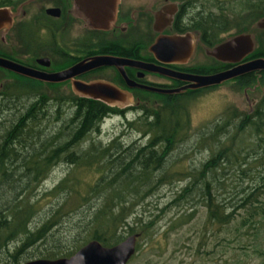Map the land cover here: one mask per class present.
I'll return each mask as SVG.
<instances>
[{"label":"trees","instance_id":"obj_1","mask_svg":"<svg viewBox=\"0 0 264 264\" xmlns=\"http://www.w3.org/2000/svg\"><path fill=\"white\" fill-rule=\"evenodd\" d=\"M2 1L5 3L7 0ZM197 1L186 0L185 3L186 6H191ZM236 5L240 8L236 12L233 6H230L233 9L228 6L230 11H225L220 4L216 6L219 12L213 11V7L208 11L196 10L197 14L192 17L191 26L209 37L211 44L220 42V34L234 27L238 33L250 32L248 28L251 23L264 16V0H236ZM256 28L262 29L263 35L259 45L250 53L251 57L264 56V28L257 25ZM224 67L202 66L194 70L210 73ZM232 79L241 88L252 87L258 81L264 82V69L250 71ZM211 87L215 86L200 87L174 95L164 100L158 108L146 106L138 119L128 120L127 124L148 135L147 142L136 147H132L133 143L130 147L121 149L120 134L107 144H100L95 140L84 144L93 131L100 130V123L106 116L118 112L113 111L105 102L86 96H56L54 100L60 103V107L64 103L70 106V116L64 118L59 109L60 113L55 116V121H64L63 127L56 133L45 136L44 129H38V126L47 113L51 99L44 92L35 96V100L25 110L11 118L9 126L1 128L0 195L6 198L10 193V198L0 203V251L5 250L8 256L0 264L28 259L22 257L23 253L36 242L45 239L51 227L58 222L62 208L72 195L83 199L95 194L103 196L102 202L93 206L96 207L95 211L90 212L88 223L93 221L96 227L90 232V238L82 244L97 238L110 245L125 238L117 235L116 231L119 223L128 222L126 219L134 205L131 196L141 194L144 197L148 193V190H143L144 186L154 187L163 179L169 178L166 169L160 174L156 173L167 164L169 154L178 142L188 136L187 130L191 123L189 109L180 98L196 97L202 90ZM15 91L19 92V96L6 91L7 96L2 97L0 117L10 105L8 102L16 96H23L22 92ZM124 112L119 113L125 114ZM209 135L212 140L210 156L201 167L186 173L190 180L178 191L175 199H187L194 192H200V200L208 206L210 221L226 224L238 213L241 220L237 229L248 231L252 228L258 235L264 227V93L250 110L241 111L232 107L228 116L215 123ZM25 148L30 149L24 152ZM62 160L77 165H94L103 174L96 182L89 184L85 191L80 189L69 172L53 187L38 192L53 167ZM234 163L238 164L240 178L248 181L247 186L224 192L217 190L216 186L227 183L228 177L222 175ZM5 184H8L6 188ZM36 192L43 193V197L48 196L50 199L58 198L61 193L65 194V198L62 197L64 201L49 212L39 226H33L40 202L39 198H33ZM226 192L231 195L220 199L219 194ZM191 214L192 212L185 215L182 220L187 221ZM141 222L142 218L136 221L137 225ZM145 223L149 227L152 220ZM127 226L130 227V233L137 231V227L131 223ZM15 240L19 244L10 251V243ZM77 249L69 251L51 245L41 251V256H65ZM260 252H264V248H260Z\"/></svg>","mask_w":264,"mask_h":264},{"label":"rangeland","instance_id":"obj_2","mask_svg":"<svg viewBox=\"0 0 264 264\" xmlns=\"http://www.w3.org/2000/svg\"><path fill=\"white\" fill-rule=\"evenodd\" d=\"M164 1L122 0L124 7L129 6V4L137 6L152 2L149 5L152 4L153 6V3H157L155 8ZM219 4L225 11H230L227 9L228 6H233L235 12L240 10L236 5V0H198L189 9L192 14L200 9L208 11L211 7H213V11L219 12L216 7ZM248 29L253 34L257 47L260 37L263 35L262 29L256 28V22L251 23ZM237 31L235 27L225 30L220 34L221 39L225 40L237 34ZM196 35L199 37L200 34L197 33ZM71 37L74 36L71 35ZM199 43L198 41L197 45ZM207 58L209 57L204 56L202 50H198L196 47L190 63ZM11 77L7 78V82L13 85L11 93L18 95L19 92L15 91L18 90L23 93V96H20L21 98L16 96L11 102H8L10 105L6 107L4 115L0 117V134L3 133L1 128L10 124L11 118L18 112L25 110L40 92H44L51 100L38 129H44V134L47 136L56 133L63 127L64 121H55V116L60 113V109L64 118L69 117L70 106L64 103L60 107V103L58 104L54 98L63 95V93L66 94L70 88L69 83L58 85V87L29 82L21 86L20 84H23L24 81L17 82L16 79H13L15 76ZM263 93L264 82L258 81L252 87L241 88L234 79H229L215 87L202 90L196 97L182 96L180 98V101L184 102L189 109L191 123L187 130L188 136L178 142L177 146L170 152L167 164L156 173L160 174L168 170L169 178L163 179L159 185L154 187L144 186L143 190H148L144 197H141V194L131 196L134 205L132 212L126 219L128 222L119 223L117 227V235L125 237L130 234L128 223L137 227L135 232H140L137 238V250L128 264H264V252H260V248H264V227L258 235L254 233L252 228L248 231L238 230L237 227L241 220L238 213L226 224L210 221L208 206L200 200V192H194L187 199H175L178 191L186 186L190 180L186 173L191 169L201 167L202 163L210 156L212 140L209 134L215 123L228 116L232 107L241 111L250 110ZM160 99L156 96L152 97L149 106L152 109L158 108L163 103ZM1 100H3L2 97H0ZM124 113L114 112L112 115L106 116L100 123V130L93 131L84 144L87 145L92 140L100 144H107L118 134L121 135L119 149L130 147L133 143L132 147L146 143L149 136L144 135L137 128L129 127L127 124L128 120L138 119L139 115L143 113V109H130ZM36 141L35 139L34 142ZM29 149L25 148L24 152ZM128 159L126 158V160ZM15 165L16 163L13 164V166ZM237 165V163L231 164L226 171L227 173L222 175L227 176L228 180L227 183L216 186L217 190L220 189L224 192V190H237L247 186L248 181L240 178V170ZM69 172L82 191H85L89 184L96 182L103 174V171L97 170L94 165H77L62 160L53 167L49 176L40 185L38 192H42L44 188L53 187ZM7 185L5 184L4 187L6 188ZM38 192L33 197L40 200L33 226H39L46 219L47 214L55 210L65 198L64 193L59 194L56 199H50L48 196L43 197V193ZM230 195V192L220 193L219 198L223 199V197ZM62 197L64 198L62 199ZM6 198H10V193ZM6 198L0 195V203ZM87 198H76L75 195H72L62 208V215L58 222L51 227L45 239L27 248L22 257L28 259L43 257L41 251L51 245L60 246L69 251L83 245L82 243L90 238V232L96 227L93 221L91 222L92 225L88 223L91 217L90 212L95 211L96 207L93 206L100 204L103 196L95 194ZM191 212L192 214L187 217V221L186 219L182 220L185 215H189ZM139 218H142L143 222L137 225L136 221ZM151 220L152 224L147 227L145 222ZM17 243L18 240L12 241L9 250L12 251ZM7 257V252L1 250L0 261H4Z\"/></svg>","mask_w":264,"mask_h":264},{"label":"flooded vegetation","instance_id":"obj_3","mask_svg":"<svg viewBox=\"0 0 264 264\" xmlns=\"http://www.w3.org/2000/svg\"><path fill=\"white\" fill-rule=\"evenodd\" d=\"M185 1L165 0L155 8L157 3H153V6L152 4L149 5L152 2L137 6L129 4V6L124 7V3L120 0L116 20L109 24V27L98 28L89 24L79 9L76 0H7L5 3L1 0L0 7L9 6L11 8L13 21L0 27V55L47 71L65 69L84 58L97 54L132 58L184 72H196L194 69L202 66L217 67L223 65L225 67L219 69L223 70L239 63V61L221 60L208 53V50L218 44L219 41L211 44L209 37H205L200 30L191 26L192 17L197 13L192 14L189 9L190 6H186ZM168 5L170 9L167 13ZM172 5H176V8ZM51 7L60 8V14L49 12L48 9ZM188 31L193 33L195 43L194 50L189 57L185 55L186 41H183L180 52L171 55L170 58L173 59L169 61L162 60L151 49V45L162 33L182 34ZM197 33L200 34L199 37L196 35ZM71 35L74 37L72 38ZM198 41L200 43L197 45ZM196 47L198 50H202L204 56L209 57L204 59L208 61L199 60L190 63ZM251 58L254 57L248 54L241 61ZM124 69L127 76L138 84L172 89L189 82V80L171 76L161 71L150 70L139 65L124 64ZM11 76H15L13 79H16L17 82L24 81L23 84H20L21 86L29 82L48 86L69 83V91L66 94L63 93V96L66 97L68 95L83 97L74 90L73 78L84 80L102 78L112 81L129 94H132L131 101L127 97L119 99L115 103L100 100L111 106L113 111L117 110L118 112L150 107L149 103L154 96L164 101L174 95L197 89L188 87L177 92H162L141 85H131L116 65L94 67L75 75L73 78L58 82L31 77L0 65V97H6V91L11 93L13 85L7 82V78H12ZM216 85L219 84L210 86Z\"/></svg>","mask_w":264,"mask_h":264},{"label":"water","instance_id":"obj_4","mask_svg":"<svg viewBox=\"0 0 264 264\" xmlns=\"http://www.w3.org/2000/svg\"><path fill=\"white\" fill-rule=\"evenodd\" d=\"M119 1L120 0H76L79 9L82 11L89 24L98 28L109 27V24L116 20ZM172 6L176 8V5ZM169 7L170 6L168 5L167 13L170 9ZM48 11L57 15L60 14V8L58 7H51ZM12 21L13 13L11 8L9 6H1L0 27L5 23H11ZM257 26L259 28H264V16L257 21ZM183 41H186L187 43L185 55L189 57L195 47L193 33L191 31L182 34L162 33L151 45V49L159 58L169 61L173 59L172 57L170 58L171 55L180 52L179 50L181 49ZM255 47L256 42L251 32H239L219 42L211 47L208 50V53L221 60L239 61V63L232 67L210 73L184 72L155 63L137 61L136 59L124 58L111 54L93 55L84 58L65 69L56 71L41 70L1 55L0 65L31 77L52 82L73 78L75 75L94 67L116 65L120 68L131 85H141L148 89L162 92H177L188 87L200 88L220 84L247 72L264 69V56L254 57L243 62L241 61V59L250 54ZM124 64L139 65L150 70L161 71L171 76L189 80V82L181 87L172 89L134 83L127 76ZM73 88L82 96L99 99L108 103H115L124 97H127L129 101L132 100L131 93L129 94L114 82L102 78L93 80L73 78ZM139 235L140 232L130 233L119 242L111 245L104 244L97 238H92L70 255L37 257L11 264H128L129 260L137 250V238Z\"/></svg>","mask_w":264,"mask_h":264},{"label":"bare ground","instance_id":"obj_5","mask_svg":"<svg viewBox=\"0 0 264 264\" xmlns=\"http://www.w3.org/2000/svg\"><path fill=\"white\" fill-rule=\"evenodd\" d=\"M228 82V81H227ZM226 83V82H225ZM94 100V99H93Z\"/></svg>","mask_w":264,"mask_h":264}]
</instances>
